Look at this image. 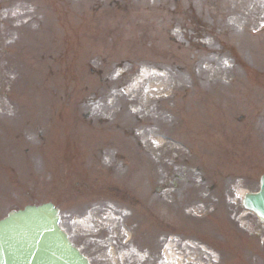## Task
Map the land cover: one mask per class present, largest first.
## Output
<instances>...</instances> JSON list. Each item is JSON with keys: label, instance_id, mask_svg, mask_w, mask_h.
<instances>
[{"label": "rangeland", "instance_id": "rangeland-1", "mask_svg": "<svg viewBox=\"0 0 264 264\" xmlns=\"http://www.w3.org/2000/svg\"><path fill=\"white\" fill-rule=\"evenodd\" d=\"M261 173L264 0H0V217L53 202L92 264H264Z\"/></svg>", "mask_w": 264, "mask_h": 264}, {"label": "water", "instance_id": "water-1", "mask_svg": "<svg viewBox=\"0 0 264 264\" xmlns=\"http://www.w3.org/2000/svg\"><path fill=\"white\" fill-rule=\"evenodd\" d=\"M259 184L242 202L264 221V175ZM56 214L52 204L10 212L0 221V264H88L56 225Z\"/></svg>", "mask_w": 264, "mask_h": 264}]
</instances>
